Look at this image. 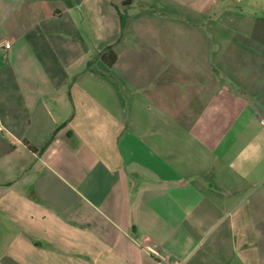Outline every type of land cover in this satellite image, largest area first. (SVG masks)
Segmentation results:
<instances>
[{
    "label": "crops",
    "instance_id": "1",
    "mask_svg": "<svg viewBox=\"0 0 264 264\" xmlns=\"http://www.w3.org/2000/svg\"><path fill=\"white\" fill-rule=\"evenodd\" d=\"M6 42L0 264H264V0H0Z\"/></svg>",
    "mask_w": 264,
    "mask_h": 264
},
{
    "label": "trees",
    "instance_id": "2",
    "mask_svg": "<svg viewBox=\"0 0 264 264\" xmlns=\"http://www.w3.org/2000/svg\"><path fill=\"white\" fill-rule=\"evenodd\" d=\"M133 0H125V5L132 4ZM122 22H124V17L121 16ZM100 58L109 64V66H114L117 62V54L114 51L113 47H107L102 53L100 54Z\"/></svg>",
    "mask_w": 264,
    "mask_h": 264
},
{
    "label": "built area",
    "instance_id": "3",
    "mask_svg": "<svg viewBox=\"0 0 264 264\" xmlns=\"http://www.w3.org/2000/svg\"><path fill=\"white\" fill-rule=\"evenodd\" d=\"M12 48V45L10 42H6V43H0V52L1 51H8ZM5 132V129L3 127H0V133ZM168 264H183L181 261H174L172 263H168Z\"/></svg>",
    "mask_w": 264,
    "mask_h": 264
}]
</instances>
